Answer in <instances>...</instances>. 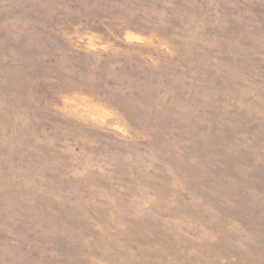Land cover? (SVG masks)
<instances>
[{"label": "rangeland", "instance_id": "1", "mask_svg": "<svg viewBox=\"0 0 264 264\" xmlns=\"http://www.w3.org/2000/svg\"><path fill=\"white\" fill-rule=\"evenodd\" d=\"M0 264H264V0H0Z\"/></svg>", "mask_w": 264, "mask_h": 264}]
</instances>
